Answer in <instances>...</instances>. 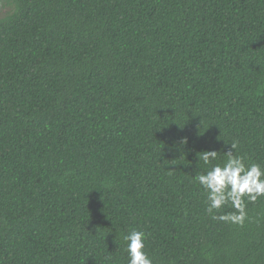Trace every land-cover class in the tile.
I'll list each match as a JSON object with an SVG mask.
<instances>
[{
  "label": "trees",
  "instance_id": "trees-1",
  "mask_svg": "<svg viewBox=\"0 0 264 264\" xmlns=\"http://www.w3.org/2000/svg\"><path fill=\"white\" fill-rule=\"evenodd\" d=\"M4 2L0 264H127L132 228L153 264H264V196L213 220L194 179L232 142L264 167V0Z\"/></svg>",
  "mask_w": 264,
  "mask_h": 264
},
{
  "label": "clouds",
  "instance_id": "clouds-1",
  "mask_svg": "<svg viewBox=\"0 0 264 264\" xmlns=\"http://www.w3.org/2000/svg\"><path fill=\"white\" fill-rule=\"evenodd\" d=\"M236 149L237 142L230 143V150L225 152L227 160L222 165L212 164V161L217 160L218 151H203L201 159L211 167L194 179L207 194L205 210L213 220L242 226L247 219L245 198L248 202H255L264 196V167L258 163H246V157L236 154ZM228 205L234 211L216 214ZM122 239L128 257L127 264H153V259L145 250V231L132 228L123 234Z\"/></svg>",
  "mask_w": 264,
  "mask_h": 264
},
{
  "label": "rangeland",
  "instance_id": "rangeland-1",
  "mask_svg": "<svg viewBox=\"0 0 264 264\" xmlns=\"http://www.w3.org/2000/svg\"><path fill=\"white\" fill-rule=\"evenodd\" d=\"M6 3L4 2V0L0 1V14H2L4 12V7H5Z\"/></svg>",
  "mask_w": 264,
  "mask_h": 264
}]
</instances>
